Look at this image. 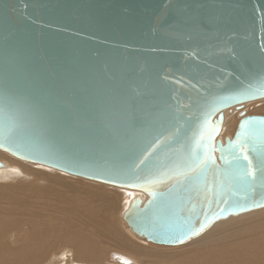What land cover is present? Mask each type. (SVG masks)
I'll use <instances>...</instances> for the list:
<instances>
[{
  "label": "water",
  "instance_id": "water-1",
  "mask_svg": "<svg viewBox=\"0 0 264 264\" xmlns=\"http://www.w3.org/2000/svg\"><path fill=\"white\" fill-rule=\"evenodd\" d=\"M261 98L264 0H0V150L142 192L152 243L264 206V114L220 137Z\"/></svg>",
  "mask_w": 264,
  "mask_h": 264
},
{
  "label": "bare ground",
  "instance_id": "bare-ground-1",
  "mask_svg": "<svg viewBox=\"0 0 264 264\" xmlns=\"http://www.w3.org/2000/svg\"><path fill=\"white\" fill-rule=\"evenodd\" d=\"M254 105L256 111L257 110L259 111L260 109L264 108V100L260 101V103L257 102V104ZM253 110L255 111V109ZM261 111H263V109ZM227 112L228 110L225 111V114ZM224 122H225V117H224L223 125ZM5 157L6 156L0 153V158H5ZM3 164L4 165L2 167L0 166V169L3 168L7 169L5 162H3ZM3 170L0 171V178L3 179L5 176L9 177L10 171H3ZM46 176L49 175L46 174ZM48 179L52 180L51 178ZM58 179H59L60 187L61 189L64 190V192L73 195L74 193L80 196L84 195L85 199L88 197V198H93L94 200V201L91 200L92 202L91 206L93 207L92 209L91 207L89 208L88 206L85 207L84 205H81L78 199H77L78 202H76V204L74 203V206L70 203L69 200V202H66V205L64 207L63 206L61 207L62 216L57 218L58 219L57 222L56 221L53 222V224L57 225L61 220L64 221V223H66L65 221H67V226L65 228L60 227L61 228L60 231H62L63 229H68L67 231H69L68 232L69 235L72 232L74 233L73 228L76 226L80 232L79 233L80 235L76 237H72L73 233L70 236H68V234L65 233L67 234L68 237H65L59 233L51 234L52 236H50V238L53 237L52 239L56 241V243H54L53 245V248L55 245H62V244L63 245L67 244L70 247V249L69 247L68 249H66L70 251L69 256L66 258L65 256H61L63 264H67L68 261L72 262L73 264H100L101 262L103 263L104 261L103 259L107 257L106 255H108L110 249H114L118 252L123 253L117 255V260L122 261L123 264H129L130 263L129 260L132 259H136L137 262H139L140 264H264V209H263L264 206L250 210L245 213H240L238 215H232L225 219H221L218 222L214 223L207 231H204L197 237H194L182 243L185 244L189 242L188 244H185L183 246H179V245L152 246L153 244L147 245V244H142V243L140 244L138 242H135V240L134 241L131 240L130 237L129 239H127L125 236L126 234L124 235L120 229L114 226L116 225L114 220H112L114 222L113 225L111 223L112 221H109L108 218L107 220L104 219L103 214H101L102 216H100V214L99 215L97 214L99 213L100 209L103 208L100 207V205L102 206L103 204L108 205L109 208L116 211L117 207L119 208L118 205L121 204V203L119 204V200H120L119 198L117 199V197L114 196L113 194L102 195L100 193V189L95 190V187L94 186L92 187V185H94L95 183L89 184L87 182H83L84 185L85 183H87L86 185L89 186H85V188L84 186H80V188H77L78 186L73 187L74 185L72 186L68 184L64 186L63 184L64 180L61 179L60 177H58ZM77 181L82 183L81 180H77ZM14 183L15 182H13V184ZM17 183H20V181L16 182V184ZM20 184L22 185V183ZM78 185L80 184L78 183ZM19 186L20 185L0 186V198H1L0 205L5 204L4 207L5 208L7 207V209L4 208L5 210L4 214L5 216L7 214V217L8 215H10L9 218L10 221H8L7 219H5L7 217H4V219L1 220L2 218L1 215L3 214H0L1 217L0 232L2 231V229L6 230L7 228L10 227L12 228V230L13 229L14 231L16 230L15 232H13L12 230L9 229V231H12L13 233H18V231H20V235L19 233L17 234L18 236L17 235L15 236L14 234L16 239L15 238L11 239L10 237H8L7 241L6 240L0 241V264H24V263L42 264L41 262H43V260L45 259L49 261L45 263L43 262L44 264H52L50 263L51 258L49 259L48 257V254L50 253L48 251L51 250V249L49 250V248L51 247L50 244L45 248L42 246H41L42 248H37L39 247L37 243V247L35 248V250H32V247L30 245L25 247L26 246L25 244H24L25 246H22L20 244L21 241L20 242L18 241L19 239H21L20 237L22 234H24L26 239L29 240V244L30 241L36 238H38L39 240L46 239L44 237L48 232L46 234L41 233L42 229L39 227V223H41L42 220H46V219H47L46 223L51 222L49 220L50 217H48L46 213L36 214L35 217L34 216L26 217L27 216L26 214L24 216V212L26 208L37 209L36 208L37 205L35 204L36 207H34L32 206L31 202L28 203V200H26V198L30 196V194L28 195L26 191L25 192L27 194L26 195L27 197L20 196L21 193L20 191L22 188L21 186L20 187ZM33 192L32 190L29 189V193H33ZM135 193H139V192H135ZM40 194L41 193L39 192V195ZM45 194H43V196ZM139 194L142 196L143 193L140 192ZM39 195L37 196L39 197ZM51 195L52 197L54 196L53 198H56L58 194L52 193L51 190L49 192L47 191V196L51 197ZM32 196H34L35 198V195H31L30 197ZM128 196L130 197V195ZM35 200L37 199L35 198ZM2 209L0 206V210ZM17 209L18 212L15 213ZM94 209H95V213H94ZM249 212H254V213L248 214ZM55 214L56 213H54V215ZM46 226L51 228L49 225ZM58 229H59L58 227L57 229L55 228L57 232ZM12 232L10 233L11 236H13ZM51 232L53 233L54 231ZM46 237L48 238L47 235ZM16 243L19 245H17ZM31 243H33V241ZM107 244H110V246L106 248L105 246ZM68 251H62V252L60 251V253L57 252L58 254L55 252L56 257L54 256V254L53 256L50 255V257L52 256V258L54 257V259L56 260V258H59L58 257L59 254L64 255L63 252L66 253ZM53 252L51 251V253ZM54 263L57 264L58 261Z\"/></svg>",
  "mask_w": 264,
  "mask_h": 264
},
{
  "label": "rangeland",
  "instance_id": "rangeland-1",
  "mask_svg": "<svg viewBox=\"0 0 264 264\" xmlns=\"http://www.w3.org/2000/svg\"><path fill=\"white\" fill-rule=\"evenodd\" d=\"M264 100V98H261V99H257V100H253V101H249V102H247V103H244V104H242V105H240V106H238V107H236V108H232V109H228V112L225 114V122H224V125H223V129H222V132H221V134H220V137H224V136H226V135H228V136H230L232 133H233V131H234V129H235V127H236V123H237V121L239 120V118H240V115L241 114H264V108H262L263 109V111H261L262 109H260L259 111L257 110L256 111V108L254 107L255 105L254 104H257V102H259L260 103V101H263ZM252 107H254V108H252ZM256 107H258V106H256ZM253 109H255V111L253 110ZM227 122V123H226ZM0 153L1 154H3L4 156H6L5 158H0V161H2V162H5V164H6V168L7 169H5V168H3V169H5V170H3V169H0V171L1 170H3V171H10V175H9V177H7V176H5L3 179L2 178H0V186H4V185H13V186H15V185H20L21 186V193H20V196H26L27 194L29 195L30 194V196L31 195H35V198L37 199V200H35V198H34V196H32V197H30V196H26L27 198H26V200H28V203L29 202H31V204H32V206H34V207H36V205H37V209H34V208H32V209H27L26 208V210H25V212H24V216H25V214L27 215L26 217H35V215L36 214H40V213H42V214H47L48 215V217H50V221L51 222H47L46 223V220H42V222L41 223H39V227L42 229V231H41V229H40V231H41V233H44V234H46L47 232V236H48V238L46 237V235H45V237L44 238H46V239H38V238H36V239H34L35 240V242H34V240H32L33 241V243H31L32 241H30V244H29V240L28 239H26V237H25V235L24 234H22L21 235V239H19L18 241L20 242V244L22 245V246H25V247H27V246H31L32 247V250H35V248L37 247V243H38V246L39 247H37V248H42V247H47L49 244L51 245V247L49 248V250L50 251H48V252H50L49 254H48V257H49V259L51 260V262L50 263H52V264H56V263H54V262H56V261H58V263L57 264H63V262H62V257L61 256H65V258L66 257H68L69 256V252L70 251H68V250H66V249H68V247H69V245H67V244H62V245H55L54 246V248H53V245H54V243H56V241H54L52 238H50V236H52L51 234H54V233H59V234H61V235H63V236H65V237H68V236H70L69 234H68V232L69 231H67L68 229H63L62 231H60V229L61 228H65L66 226H67V221H65L66 223H64V221H60L58 224H60V225H55V224H53V222H57V218H59V217H61L62 216V213H61V207L63 206H65L66 205V202H69V200H70V203L74 206V203L76 204V202H78L79 201V203L81 204V205H84L85 207H91V209L93 208L91 205H92V202H91V200L92 201H94L93 200V198H86L85 199V197H84V195H77V194H75L74 193V195L73 194H70V193H66V192H64V190L63 189H61V187H60V184H59V179H58V177H60L61 179H63L64 180V182H63V184H64V186H66L67 184L68 185H74L73 187H77V188H80V186H84V188H85V186H89V185H86L87 183H89V184H94V185H92V187L94 186L95 187V190H99L100 189V193L102 194V195H106V194H113L114 196H116L117 197V199L119 198L120 200H119V204L120 205H118L119 206V208L117 207V210L116 211H114V210H112L111 208H109V206L108 205H106V204H103L102 206L100 205V207H103L102 209H100V211H99V213H97L98 215L100 214V216H102L101 214H103V216H104V219H106L107 220V218H108V220L109 221H112V220H114V222H115V224L117 225H114V222L112 221L111 223L115 226V227H117L118 229H120L121 230V232L126 236V238L127 239H129V237H130V239L131 240H135V242H138V243H142V244H153L152 246H163V245H159V244H155V243H151V242H149V241H147V240H145L144 238H140V237H138L137 235H135L129 228H128V226L126 225V223L122 220V218H121V212L125 209V207H126V203H128V201H129V199L131 198V196L133 195V194H135V192H137V191H134V190H131V189H125V188H121V187H116V186H113V185H109V184H105V183H101V182H98V181H94V180H90V179H86V178H83V177H79V176H75V175H71V174H68V173H65V172H63V171H60V170H57V169H53V168H50V167H47V166H44V165H40V164H37V163H32V162H27V161H24V160H20V159H18V158H16V157H14V156H12V155H10V154H8V153H6V152H4V151H2V150H0ZM19 162H17V161ZM16 162V163H15ZM21 162V163H20ZM17 163H18V165H17ZM23 163V164H22ZM23 165V166H22ZM24 165H26V166H24ZM21 167H23V168H21ZM10 169V170H9ZM31 171H30V170ZM35 171V172H34ZM41 171V172H40ZM41 173H43V174H41ZM41 174V175H40ZM46 174L47 175H49V176H46ZM52 174H54L55 176H57V177H55L54 175H52ZM61 176H63V177H61ZM46 177V178H45ZM48 178H51L52 180H49ZM76 179V180H75ZM17 180H19L20 181V183H22V185L20 184V183H17L16 184V182H19V181H17ZM77 180H81V182L83 183V182H87V183H85V185H84V183L82 184V183H80V182H78ZM13 182H15L14 184H13ZM74 183V184H73ZM78 183L80 184V185H78ZM98 185V187H97V185ZM100 184V185H99ZM26 187H24V186ZM102 185V186H101ZM19 186V187H20ZM28 186V187H27ZM100 187V188H99ZM102 187V188H101ZM104 187V188H103ZM46 189L48 192L51 190L52 191V193H55V194H58L57 195V197L56 198H53L52 197V195H51V197H49V196H47V191L46 190H44V189ZM98 188V189H97ZM29 189L30 190H32V192H33V190H34V192L33 193H36L37 195H39V192L41 193L40 195H39V197L36 195V194H33V193H29ZM104 189V190H103ZM106 190V191H105ZM27 192V194H26V192ZM42 191V192H41ZM58 191V192H57ZM25 192V193H24ZM31 192V191H30ZM45 192H46V194H45ZM99 193V194H100ZM43 194H45L44 196H43ZM51 194V193H50ZM100 194V195H101ZM121 194V195H120ZM122 194H123V196H122ZM128 195H130V197L128 196ZM45 196H47V197H45ZM129 197V199H128V197ZM49 197V198H48ZM58 198V199H57ZM122 198H123V200H122ZM68 199V200H67ZM77 199H78V201H77ZM128 199V200H127ZM89 201V202H88ZM0 202H1V198H0ZM36 202V203H35ZM86 202V203H85ZM91 202V203H90ZM89 203V204H88ZM30 204V205H31ZM36 204V205H35ZM4 205L5 204H3V205H0L1 206V209L2 210H0V214H3V215H1V220H3L4 219V217H7V214H6V216H5V214H4ZM49 208V209H48ZM54 208V209H53ZM5 209H7V207L5 208ZM13 209H14V207H13ZM39 209V210H38ZM50 209H52V210H50ZM264 209V208H263ZM260 210H262V209H260ZM257 211H259V210H257ZM2 212V213H1ZM16 212H18V209L15 211V213ZM30 212V213H29ZM32 212V213H31ZM38 212V213H37ZM49 212H50V214H49ZM254 212H256V211H254ZM254 212H249L248 214H251V213H254ZM28 213H29V215H28ZM54 213H56L55 215H54ZM94 213H95V209H94ZM244 215H247V214H244ZM244 215H242V216H244ZM10 215H8V217L7 218H5V219H7L8 221H10ZM53 218V219H52ZM52 219V220H51ZM42 225V226H41ZM46 225H49L51 228H49L48 226H46ZM119 225V226H118ZM57 227L59 228L58 229V232L55 230V228L57 229ZM61 227V228H60ZM8 229V230H7ZM6 230L5 229H2V231L0 232V233H2V234H0V235H2V236H0V241H7V239H8V237H10L11 239L12 238H15V236L19 233V235H20V231H18V233H13V232H15L14 231V229L12 230V228L10 227V228H7ZM9 229L10 230H12V231H9ZM74 229V233H73V235H72V237H76V236H78V235H80L79 233V229H77V226L76 227H74L73 228ZM47 230V231H46ZM65 230H66V232H65ZM4 231H6V232H4ZM44 231V232H43ZM51 231H54L53 233L51 232ZM4 232V233H3ZM12 232V234H13V236H11V233ZM65 233H67L68 234V236H67V234H65ZM75 233H77V234H75ZM4 234V235H3ZM9 234V235H8ZM14 234H15V236H14ZM50 234V235H49ZM8 235V236H7ZM23 235H24V237H23ZM7 236V237H6ZM18 236V235H17ZM4 237H6V238H4ZM4 238V239H3ZM9 238V239H10ZM16 239V238H15ZM52 239V240H51ZM39 240V241H38ZM42 240V241H41ZM41 241V242H40ZM24 242V243H23ZM41 244H40V243ZM82 243V242H81ZM189 242H187V243H185V244H188ZM17 244V243H16ZM25 244V245H24ZM28 244V245H27ZM185 244H179V246H183V245H185ZM17 245H19V244H17ZM42 246V247H41ZM108 246H110V244H107L105 247L107 248ZM164 246H166V245H164ZM167 246H169V245H167ZM173 246H178V245H173ZM69 249H70V247H69ZM51 251L53 252V253H51ZM60 251L62 252V251H68V252H66V253H64L63 252V254L64 255H58V257L59 258H56V260L54 259V257L52 258V256H53V254H54V256L56 257V253L58 252V253H60ZM110 252H108V255H106L107 257L106 258H104L103 260V263L101 262L100 264H123L122 263V261H119V260H117V255H120V254H123L122 252H118V251H116V250H114V249H110L109 250ZM56 252V253H55ZM57 253V254H58ZM50 255H52L51 257H50ZM125 255V254H124ZM109 256V257H108ZM121 256H123V255H121ZM128 257V256H127ZM64 258V259H65ZM109 258V259H108ZM54 259V260H53ZM59 259V260H58ZM117 260V261H116ZM49 261V260H48ZM46 259L45 260H43V262L45 263V262H48ZM130 261V263L131 264H133L134 262V264H140L139 262H137V260L136 259H132V260H129ZM43 262H41L42 264H44ZM129 263V264H130ZM24 264H26V263H24ZM67 264H73L72 262H69L68 261V263Z\"/></svg>",
  "mask_w": 264,
  "mask_h": 264
},
{
  "label": "snow or ice",
  "instance_id": "snow-or-ice-1",
  "mask_svg": "<svg viewBox=\"0 0 264 264\" xmlns=\"http://www.w3.org/2000/svg\"><path fill=\"white\" fill-rule=\"evenodd\" d=\"M244 159H247V156H245ZM262 164H264V162H262ZM248 175H252V174L251 173H248Z\"/></svg>",
  "mask_w": 264,
  "mask_h": 264
}]
</instances>
